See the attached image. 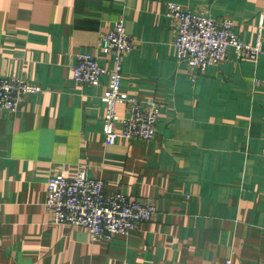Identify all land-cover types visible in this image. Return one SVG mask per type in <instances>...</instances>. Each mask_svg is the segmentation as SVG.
Returning <instances> with one entry per match:
<instances>
[{
  "label": "crops",
  "instance_id": "crops-1",
  "mask_svg": "<svg viewBox=\"0 0 264 264\" xmlns=\"http://www.w3.org/2000/svg\"><path fill=\"white\" fill-rule=\"evenodd\" d=\"M233 18L254 42L264 0H0V77L37 83L17 112L0 108V264H235L264 262V49L205 73L179 59L169 3ZM123 21L135 48L122 54L123 89L160 100L157 134L105 143L99 85L72 66ZM84 165L152 201L153 218L129 234L92 240L59 224L45 204L47 177Z\"/></svg>",
  "mask_w": 264,
  "mask_h": 264
},
{
  "label": "built area",
  "instance_id": "built-area-1",
  "mask_svg": "<svg viewBox=\"0 0 264 264\" xmlns=\"http://www.w3.org/2000/svg\"><path fill=\"white\" fill-rule=\"evenodd\" d=\"M169 16L176 20L174 40L176 55L190 67L205 73L208 68L225 61L234 48L239 58L257 60L264 49L262 20L254 42H246L236 29L233 18L214 17L199 13L177 2L169 3ZM135 39L123 21H116L102 37L103 55L115 53L114 66L102 65L89 51L77 54L72 66L78 84L99 85L108 77L101 96L104 106L103 133L105 143L140 138L150 140L157 134L160 100L143 98L123 89L122 54L135 48ZM42 91L39 84L18 77H0V108L19 111L25 96ZM46 206L53 213V221L85 227L92 240L111 239L129 234L140 224L151 220L157 207L152 201L132 198L124 191H106L105 181L91 177L84 165L74 174L52 170L47 177ZM225 264H235L231 257ZM242 264H264L262 261Z\"/></svg>",
  "mask_w": 264,
  "mask_h": 264
}]
</instances>
